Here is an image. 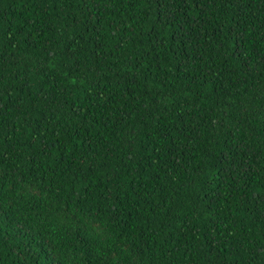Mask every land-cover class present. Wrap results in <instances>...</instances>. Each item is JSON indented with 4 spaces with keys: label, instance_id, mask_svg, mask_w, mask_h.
Listing matches in <instances>:
<instances>
[{
    "label": "trees",
    "instance_id": "trees-1",
    "mask_svg": "<svg viewBox=\"0 0 264 264\" xmlns=\"http://www.w3.org/2000/svg\"><path fill=\"white\" fill-rule=\"evenodd\" d=\"M0 264H264V0H0Z\"/></svg>",
    "mask_w": 264,
    "mask_h": 264
}]
</instances>
